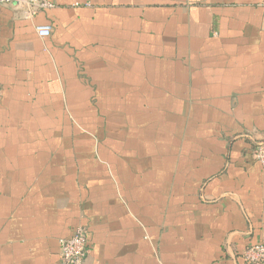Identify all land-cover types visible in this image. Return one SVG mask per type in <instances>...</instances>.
Listing matches in <instances>:
<instances>
[{
  "label": "crops",
  "instance_id": "1",
  "mask_svg": "<svg viewBox=\"0 0 264 264\" xmlns=\"http://www.w3.org/2000/svg\"><path fill=\"white\" fill-rule=\"evenodd\" d=\"M48 1L0 4V264H56L78 227L82 264H243L264 0Z\"/></svg>",
  "mask_w": 264,
  "mask_h": 264
},
{
  "label": "built area",
  "instance_id": "2",
  "mask_svg": "<svg viewBox=\"0 0 264 264\" xmlns=\"http://www.w3.org/2000/svg\"><path fill=\"white\" fill-rule=\"evenodd\" d=\"M0 4H15L24 7L29 16H32L37 9L54 6L48 0H0ZM36 30L41 38H46L51 34L50 25H38ZM251 155L264 166V141H258L253 145ZM89 253L87 231L83 227H78L73 236L60 241L59 260L56 264H82ZM242 258L243 264H264V243L246 248Z\"/></svg>",
  "mask_w": 264,
  "mask_h": 264
}]
</instances>
